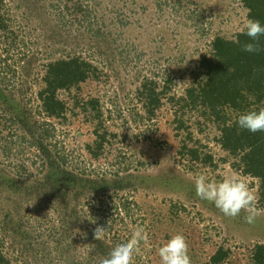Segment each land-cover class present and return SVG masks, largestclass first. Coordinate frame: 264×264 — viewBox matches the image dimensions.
Segmentation results:
<instances>
[{
  "label": "rangeland",
  "instance_id": "obj_1",
  "mask_svg": "<svg viewBox=\"0 0 264 264\" xmlns=\"http://www.w3.org/2000/svg\"><path fill=\"white\" fill-rule=\"evenodd\" d=\"M1 19L9 264H258L261 180L204 108L182 100L205 81L215 39L250 27L243 0H0ZM72 59L86 78L57 89L61 116L45 115L50 66ZM154 88L158 108L142 93Z\"/></svg>",
  "mask_w": 264,
  "mask_h": 264
},
{
  "label": "trees",
  "instance_id": "obj_2",
  "mask_svg": "<svg viewBox=\"0 0 264 264\" xmlns=\"http://www.w3.org/2000/svg\"><path fill=\"white\" fill-rule=\"evenodd\" d=\"M243 2L249 10L250 27L235 40L221 36L215 39L213 54L205 56L201 63L207 74L205 81L188 88L182 100L192 107H203L208 120L217 124L222 131L223 148L231 156L241 157L239 166L261 180L260 195L264 201V0ZM84 67L88 68L87 64L78 59L61 60L50 66L47 88L40 96L42 113L61 116L64 104L57 99V89L85 80L87 69ZM146 85L145 88L149 84ZM142 93H148L149 103L154 107L161 106L162 99L155 88L150 93L148 90ZM226 109L238 116L233 117ZM3 120L0 113V124H4ZM105 135H101V140ZM190 152L195 159H200L198 148H191ZM212 160L211 155H206L205 161ZM227 255L224 249L218 251L212 263L223 261ZM255 259L258 264H264V245H258ZM0 264H9L1 251Z\"/></svg>",
  "mask_w": 264,
  "mask_h": 264
},
{
  "label": "built area",
  "instance_id": "obj_3",
  "mask_svg": "<svg viewBox=\"0 0 264 264\" xmlns=\"http://www.w3.org/2000/svg\"><path fill=\"white\" fill-rule=\"evenodd\" d=\"M249 19H250V18H249ZM246 29H247V28H246ZM246 29H245V30H246ZM245 30H243L242 32H244ZM233 31H234L235 35H237V34L239 35L240 33H242V32H237L236 30H233ZM238 35H237V36H238Z\"/></svg>",
  "mask_w": 264,
  "mask_h": 264
}]
</instances>
